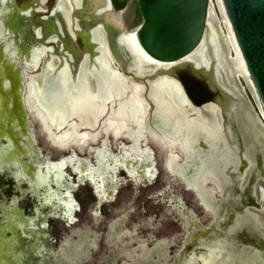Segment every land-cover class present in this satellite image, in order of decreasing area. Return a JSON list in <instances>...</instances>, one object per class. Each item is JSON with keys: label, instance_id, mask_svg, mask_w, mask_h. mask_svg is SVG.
Listing matches in <instances>:
<instances>
[{"label": "flooded vegetation", "instance_id": "flooded-vegetation-1", "mask_svg": "<svg viewBox=\"0 0 264 264\" xmlns=\"http://www.w3.org/2000/svg\"><path fill=\"white\" fill-rule=\"evenodd\" d=\"M14 1L23 7V14L29 15L28 20L39 34L43 46V52L33 66L27 65L23 56L17 60V68L27 83L23 82V88L28 91V96L30 89L33 91L30 82L34 85L43 80L47 70L76 65L81 69L79 71L102 68L118 79L112 85L119 81L121 87L128 86L129 91L125 95L135 90L148 100L144 107L147 121L144 132L138 137L134 134L138 128L133 123L125 124L121 119L120 124L115 119L114 114L120 105L116 97L102 100L101 112L91 125L86 124L89 113H75L67 122L48 132L43 124L44 115L33 112L43 138L52 149H64L61 151L65 152L69 145L75 148L57 160L75 159L67 164L73 178L71 180L65 174V181L70 185V195L77 207L69 209L67 216L40 205V199L32 196L25 181H14L5 173L13 183L11 194L19 198L28 195L37 206L35 215L47 207V211L42 213L48 219L41 237L43 249H51L47 264H207V258H211L207 249H216L221 243L229 242V233L217 236L213 230L222 221L217 213L219 206L205 197L207 191L221 199L222 186L212 177L205 176L203 187H200L195 180L199 156L188 151L189 147L196 152L202 151L208 148L207 142L199 136L190 139L186 130L177 136L157 119L159 108L155 96L165 94L168 84L178 88L183 96L180 111L184 121L202 125L210 133L224 138L231 136L232 129L238 127L245 145L240 164L244 170L241 189L246 211L264 226V119L242 81L245 90L237 83L231 84L230 89L225 88L231 101L227 96H218L215 102L199 108L188 101L180 81L158 75V70L147 71L144 66L142 69L121 51L108 54L105 42L109 41L104 37L95 38L93 43L96 41V46L91 50L89 42L73 31L69 37L70 41L73 40L71 44L63 31L61 38L55 30L49 34L52 25L60 32L53 17L56 8L50 17H46V10L39 0ZM43 5L47 7V2ZM40 63L41 73L29 74ZM170 104L166 102L161 107L167 114L173 106ZM26 109L28 113L30 110ZM29 135L34 137L33 133ZM29 135H21L27 145ZM67 135L70 138L62 145L60 140H65ZM250 136L255 138L261 150L256 147L250 149ZM81 148L89 152L90 159L81 155ZM40 156L48 159L43 153ZM24 158L32 161L27 156ZM22 183L25 188H22ZM60 189L63 190L62 187ZM18 197L13 199L15 205ZM49 219L53 220V226ZM221 260L216 264H222ZM242 260L236 256L230 263L241 264Z\"/></svg>", "mask_w": 264, "mask_h": 264}, {"label": "rangeland", "instance_id": "rangeland-1", "mask_svg": "<svg viewBox=\"0 0 264 264\" xmlns=\"http://www.w3.org/2000/svg\"><path fill=\"white\" fill-rule=\"evenodd\" d=\"M22 9L14 0H0V264H47L51 249H43L41 245L44 244L41 237L48 219L42 213L47 211V207L41 208V214L38 211L35 215L37 206L28 195L19 198L11 194L13 183L5 173L14 181H25L32 196L40 199V205L49 206L53 213L67 216L69 209L77 207L70 195V185L65 181V174L69 179L73 178L67 164L75 159L57 160L75 148L69 145L65 152L61 151L64 149H52L43 138L33 112L44 115L43 124L48 132L56 125L67 122L75 113H89L86 124L91 125L101 112L102 100L116 97L120 105L114 114L115 119L120 124L121 119L125 124L133 123L138 128V132L134 133L138 137L144 132L147 121L144 107L148 100L135 90L125 95L129 91L128 86L121 88L119 81L115 86L112 85L118 79L102 68L79 71L81 69L76 65L47 70L43 80L34 85L30 82L33 91L30 89L28 96V91L23 88V82L27 83L17 68V60L23 56L27 64L33 66L38 55L43 52V46L39 34L28 20L29 15L23 14ZM96 9L97 4L93 2L87 7L86 16L89 19L85 23L86 31L98 28L101 13L100 10L96 12ZM53 17L56 26L58 24L60 30H64L67 18L65 12L58 10ZM67 41L71 44L73 40L68 38ZM21 66L20 63L19 68ZM41 66L40 63L29 74L41 73ZM155 102L159 108L157 119L165 129L177 136L186 130L190 139L199 136L207 142L208 148L202 151L196 152L192 147L188 149L198 155L200 160L197 163L196 182L203 187V177L210 176L222 186L221 199H216L207 191L205 197L219 206L217 213L222 221L213 230L217 236L229 233L230 240L227 244L218 245L219 248L207 249L211 255V258H207V264H216L220 258L222 264H231V259L236 256L243 259L241 264H264V226L258 218L247 213L241 189L244 170L240 159L244 156L245 145L238 127L232 129L231 136L224 138L210 133L202 125L184 121L180 111L183 102L180 90L170 84L165 94L155 96ZM166 102L173 105L168 114L161 108ZM26 108L30 110L28 113ZM22 134L29 135L28 145L22 140ZM66 137L60 140L62 145L70 138L69 135ZM250 138L255 141L249 140L250 149L256 147L261 150L255 138ZM79 151L90 159L88 151L83 148ZM39 152L52 161L41 157ZM26 156L32 161H25ZM21 186L25 188L24 183ZM17 197L15 205L13 199ZM48 222L53 226V220L49 219ZM51 233L54 235L53 228Z\"/></svg>", "mask_w": 264, "mask_h": 264}, {"label": "water", "instance_id": "water-1", "mask_svg": "<svg viewBox=\"0 0 264 264\" xmlns=\"http://www.w3.org/2000/svg\"><path fill=\"white\" fill-rule=\"evenodd\" d=\"M71 1L73 12L69 17L66 0H39L41 7L46 10V17H50L53 8L65 12L67 18L62 31L67 39L71 38L73 31V34L85 38L92 50L96 46L92 37L98 39L105 36L111 44V53L121 51V54L136 64L143 65L147 71L152 68L147 57L158 63L174 64L167 69H159L158 75H167L180 81L188 101L199 108L215 102L218 96H227L231 101L225 88L230 89L231 84L237 83L245 90L241 83L243 80L264 119V0H221L222 9L218 0H214L223 34H230L231 30L247 72L245 76L237 77L234 74L228 76L222 70L217 71L216 50L209 44L207 55L212 61L209 69L202 64L198 67L193 63L180 65L201 48L199 55L204 57L203 45L208 43L213 0ZM46 2L47 7L43 5ZM92 2L97 4L100 13L103 12V19H100L98 28L89 29V32L85 30V23L88 19L87 7ZM49 29V34L55 30L61 38V30L59 32L53 25ZM115 33H119L125 41L117 44ZM133 34L140 48L128 41ZM112 44L116 47H112ZM236 55L235 48H232L231 56ZM232 100L236 101L233 97Z\"/></svg>", "mask_w": 264, "mask_h": 264}, {"label": "bare ground", "instance_id": "bare-ground-1", "mask_svg": "<svg viewBox=\"0 0 264 264\" xmlns=\"http://www.w3.org/2000/svg\"><path fill=\"white\" fill-rule=\"evenodd\" d=\"M74 2H78L77 0H73ZM218 2L220 3V7L221 9L222 7V3L221 0H218ZM67 3V8H68V16L70 17V15L73 12V3L71 0H66ZM214 0L211 2V8H210V17H209V31H208V43H204L203 45V50L204 51V57L201 58L200 51L202 50V48L191 58L185 60L184 62H182L180 65H184L185 63H193L194 66L198 67L200 64H202L204 67H206V69H209L211 66V60L208 57V48H207V44H209L212 48H215L216 50V56H217V63H216V69L219 72L220 70H222V72H224L226 75L230 76L231 74H234L236 77L237 76H245L246 69L245 66L242 62L241 56L238 52V48L234 42L233 36L231 34V30H229L230 34H223V31L220 27V23H221V19L219 17L218 14H216V5L214 4ZM66 8V7H65ZM96 12H99V8L96 9ZM223 11V10H222ZM52 12V11H51ZM103 13V12H102ZM100 14V19H103V14ZM53 14V13H52ZM94 15V14H93ZM90 16V15H89ZM223 16H225L224 11H223ZM52 17V16H51ZM92 17V16H91ZM96 17V16H95ZM53 18V17H52ZM50 19V18H49ZM89 19V18H88ZM95 21V19H93ZM99 21V20H98ZM114 31H116L114 29ZM90 32V30H89ZM57 36V35H56ZM105 38V36H104ZM115 39H117V44L119 43H123L121 41H125L123 38H121V35H119V33H115ZM106 41V39H105ZM128 41L130 43H133L134 45H138L137 41H136V36L130 35L128 38ZM119 42V43H118ZM64 43V42H63ZM109 43V42H108ZM107 42H105V46L107 48V53L111 54V51L109 50V45ZM66 45V44H65ZM64 45V46H65ZM67 46V45H66ZM66 46L64 48H66ZM113 47V46H112ZM140 48V47H139ZM232 48H235L237 55L232 57L231 56V50ZM59 49V47H58ZM142 51V50H141ZM144 53V52H143ZM115 54V53H114ZM119 55V54H118ZM121 55V54H120ZM215 56V57H216ZM25 58V57H24ZM147 59L151 62L150 65L152 66V68L149 70L151 72H156L159 69H167L169 67H172V65L174 64H164V63H158L155 62L153 60H151L150 58L147 57ZM203 59V60H202ZM116 60V59H115ZM128 60V59H127ZM202 60V62H200ZM28 65V64H27ZM140 67H142V69L144 68L143 65H141ZM45 74V73H44ZM178 82V81H177ZM180 86V85H179ZM122 88V87H121ZM248 99V98H247ZM188 102V101H187ZM219 104V103H218ZM229 105V104H227ZM226 105V106H227ZM208 115V114H207ZM210 116V115H209ZM206 117V116H205ZM208 117V116H207ZM258 117V116H257ZM243 119V118H242ZM233 122V121H232ZM234 123V122H233ZM256 168V167H255ZM256 170V169H255ZM253 174V173H252ZM251 174V175H252ZM260 174V173H259ZM254 176V174H253ZM263 176V175H262ZM247 177V176H245ZM262 178V177H260ZM258 179V178H257ZM263 179V178H262ZM253 180V179H252ZM253 184V183H252ZM252 187V186H251ZM253 190V188H252ZM250 191V190H249ZM252 202V201H251ZM214 246V245H213Z\"/></svg>", "mask_w": 264, "mask_h": 264}]
</instances>
